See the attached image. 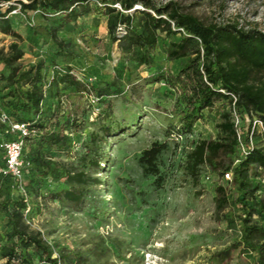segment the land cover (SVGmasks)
I'll return each instance as SVG.
<instances>
[{"label": "rangeland", "instance_id": "374dc122", "mask_svg": "<svg viewBox=\"0 0 264 264\" xmlns=\"http://www.w3.org/2000/svg\"><path fill=\"white\" fill-rule=\"evenodd\" d=\"M174 1L205 23H238L246 29L264 31V0ZM9 4L16 6L8 17L21 38L0 32V51L8 52L9 43L15 40L24 51L18 61L20 71L43 61V73L49 81L55 71L62 72L69 65L88 90L94 89L83 99L78 125L66 129L71 138L69 148L62 152L45 149L46 155L68 169H82L79 157L84 152V142L91 132L101 133L100 100L111 101L115 118L126 123L108 140L109 161L101 162L99 168L84 167L91 185L81 204L46 198L44 187L35 189L29 183L31 172L24 175L22 183L27 194L21 196L17 181L0 169V200L7 198L13 209V202L23 197L27 230L40 233L49 246L50 254L34 253L35 264H254L255 252L244 245L233 248L226 258L220 254L241 237L238 204L231 201L216 208L208 179L215 176L209 168L201 166L195 180L179 166L190 141L217 137L219 129L215 125L220 121V111L228 109V105L220 102L205 109L192 133H169L178 122L172 114L174 91L164 81L151 82L154 75L166 69L176 72L194 55L189 50L182 58H168L169 44L178 41L179 34L167 37L160 33L152 50L155 63L139 65L135 59L138 48L123 51L119 47V40L114 41L109 34L107 16L94 9V2L87 12L79 7L82 13L67 23L62 22L63 13L44 15L40 10H28L24 15L16 0H0L2 7ZM51 27L57 28L59 43L51 38ZM123 35L116 30L117 37ZM7 74L0 62V113L6 111L2 102L8 91ZM95 91L101 93L100 97ZM66 93L73 98L72 91ZM46 95L42 107L48 111L57 98L47 86ZM62 100L66 101V97ZM47 114H43V123L51 130L56 121H50ZM34 121L38 123L40 119L35 117ZM59 121L64 123V115ZM155 141L167 146L157 157L156 175L146 173L139 161L142 151ZM253 141L264 146V134H257ZM36 145L24 142L22 155L33 158L31 151ZM3 159L0 152V165ZM254 181L257 199L264 201L263 168H258ZM45 184L57 189L65 187L64 178L58 181L47 177ZM251 219L264 226L263 213L253 210ZM7 220V215L1 213L0 264H8L2 256L11 230Z\"/></svg>", "mask_w": 264, "mask_h": 264}, {"label": "trees", "instance_id": "16d2710c", "mask_svg": "<svg viewBox=\"0 0 264 264\" xmlns=\"http://www.w3.org/2000/svg\"><path fill=\"white\" fill-rule=\"evenodd\" d=\"M10 1V0H5ZM20 11L26 15L28 10H40L42 14L63 13L62 22L75 21L83 12L94 9L107 16V28L111 38L119 40L123 51L135 52L139 65L155 63L152 50L158 43L160 33L167 37L179 34L178 41L169 44L168 58L175 60L194 54L176 72L166 69L165 72L154 75L151 82L164 81L173 89L175 102L172 114L178 119L169 133H192L193 127L203 117L205 109H212L217 103H226L228 109L220 111V121L215 127L219 129L216 138H197L190 141L189 149L181 159L179 166L198 180L201 166L209 168L215 176H210L211 189L214 192L216 208L221 209L229 202L238 204L240 209L241 237L220 251L222 259L230 255L233 248L246 246L255 252L254 264H264V226L252 221L253 210L264 214V201L257 199V184L254 178L258 168L264 169V146L254 144L247 146L249 141L246 127L241 140L238 139L232 113L235 110L250 118L258 117L264 126V31L256 28H244L238 23H205L196 15L184 11L174 0L156 2L155 0H16ZM136 6H140L137 8ZM16 8L9 4L6 11L0 15V32L21 38L15 31L8 14ZM124 25L125 35L116 36L117 27ZM56 27L49 28L51 38L59 43ZM24 51L18 42L9 43L6 53L0 51V62L8 71L6 76L8 91L3 95V106L9 118L17 123H27L30 130H35L24 138L25 142L33 141L37 145L23 159L28 162L25 173L31 172L29 183L35 189L45 188L44 196L49 199L81 204L90 187V175L84 170L86 166L99 168L101 162L109 161L106 145L110 137L123 130V121H118L113 112L111 101L100 100L103 105L100 111L102 125L100 130L90 133L84 142V152L79 160L82 169H68L65 165L49 155L48 151L62 152L70 146V136L66 129L70 125L77 126L79 115L84 110L83 99L94 93L66 65L60 71H55L49 81H46L43 68L45 63L38 61L27 69L20 71L18 61ZM46 86L54 90L57 101L52 109L44 110L42 105L46 100ZM66 90L72 91L73 98L67 96ZM97 97L101 93L95 91ZM66 97V101L62 97ZM235 97V99H234ZM47 112L48 119L55 118L54 128L46 129L43 114ZM64 115V123L60 118ZM35 117L40 121L36 123ZM6 123L0 121V142L15 138ZM255 135L254 137H256ZM36 139L37 141H34ZM241 143L247 146L241 153ZM165 142H153L145 148L139 161L146 173L158 174L156 164L158 155L166 148ZM4 167L5 157L3 150ZM231 171V180H224V173ZM11 177V176H10ZM47 177L55 180L64 178L65 187L53 188L45 184ZM26 189V186H24ZM27 191V189H26ZM252 201L248 205V201ZM13 209L7 198L0 200V214L7 215V223L11 226L7 239L9 244L2 247V256L8 264L18 260V264H35L34 253L42 251L50 254L49 246L40 233L27 230L23 220V210L26 202L19 197L13 202ZM60 264V263H53Z\"/></svg>", "mask_w": 264, "mask_h": 264}, {"label": "built area", "instance_id": "2783aa9c", "mask_svg": "<svg viewBox=\"0 0 264 264\" xmlns=\"http://www.w3.org/2000/svg\"><path fill=\"white\" fill-rule=\"evenodd\" d=\"M117 29L121 34L126 33L124 25L118 26ZM0 121L6 123L10 128V131L17 134L15 138H9L0 142V148L3 150L5 157L4 167L1 170L5 174H9L15 181H17V188L20 195L25 196L27 191L22 182L25 170L28 168L29 164L23 159L22 155L25 142L24 138L36 131L30 130L27 123H17L12 121L5 112L0 113ZM232 121L234 122L239 140H241L244 127H246V130L249 132V141L247 144L249 147L254 146L253 138L255 135L264 134L263 122L258 117L254 116L253 118H250L249 115H241L234 110L232 113ZM247 146L241 143V153L246 152ZM231 175V171H228L224 173L223 179L227 181L231 180ZM208 179L210 180V176H208ZM13 264H18V260H13Z\"/></svg>", "mask_w": 264, "mask_h": 264}, {"label": "water", "instance_id": "95a60500", "mask_svg": "<svg viewBox=\"0 0 264 264\" xmlns=\"http://www.w3.org/2000/svg\"><path fill=\"white\" fill-rule=\"evenodd\" d=\"M137 8H140V6H136ZM7 7L0 6V15L3 14L6 11Z\"/></svg>", "mask_w": 264, "mask_h": 264}]
</instances>
